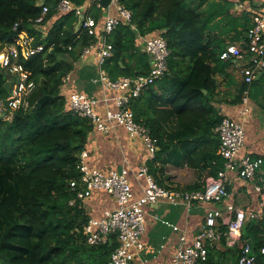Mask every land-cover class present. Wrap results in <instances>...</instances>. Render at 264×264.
<instances>
[{
  "label": "trees",
  "instance_id": "obj_1",
  "mask_svg": "<svg viewBox=\"0 0 264 264\" xmlns=\"http://www.w3.org/2000/svg\"><path fill=\"white\" fill-rule=\"evenodd\" d=\"M61 1L0 0V50L12 44L21 48L23 34L34 36L36 46H44L38 55L22 59L36 84L30 108L14 111L12 121L0 120V264H106L117 247L115 236L105 245L87 243L84 228L91 217L70 187L80 178V158L88 150L94 126L71 111L63 78L95 39L76 30L79 19L74 12H58ZM70 1L77 6L92 3L88 15L102 23L97 1ZM121 4L131 11L132 21L107 36L114 50L103 69L112 81L149 74L151 56L137 46L140 38L162 33L171 50L169 72L133 105L136 121L157 140L150 172L162 185L156 165L174 164L183 156L185 168L216 178L224 169L217 132L224 118L220 105H239L247 89L243 81L234 98L222 95L219 77L233 62L222 60L221 54L229 44L246 40L250 15L237 17L231 12L233 3L211 0H121ZM43 6L49 9L46 21L53 25L45 34L35 26ZM228 26L235 29V36L228 37L224 30ZM15 76L0 67V100L10 96L6 84L17 80ZM251 90L252 101L262 104L264 84L256 79ZM43 97L51 99L34 110ZM254 159L264 170V158ZM203 186L200 182L183 191L204 190ZM243 239H250L260 255L264 224H248ZM220 255L237 264L239 250ZM221 262L210 253L207 264Z\"/></svg>",
  "mask_w": 264,
  "mask_h": 264
},
{
  "label": "built area",
  "instance_id": "obj_2",
  "mask_svg": "<svg viewBox=\"0 0 264 264\" xmlns=\"http://www.w3.org/2000/svg\"><path fill=\"white\" fill-rule=\"evenodd\" d=\"M98 8L106 11L102 23H97L88 15L89 5L77 6L70 0H62L57 10L62 14L74 12L80 20L84 16L82 29L95 41L87 46L82 57L95 53L98 57L100 77L95 82H102L106 90H116L114 98L117 111H107L106 117H101L96 106L98 100L83 93H73L69 97V106L74 114L88 119L94 126V132L108 134L118 127L124 128L130 138L143 142L148 159L153 160L158 151L157 140L148 129L136 121L133 105L143 91L161 80L169 72L171 50L167 39L162 33L145 38V52L151 56V68L148 75L138 77H122L112 81L105 69L108 59L113 56V45L108 43L109 36L120 24L130 23L132 13L121 4V0H111L107 9L103 8L101 0ZM49 9L43 6L42 16L36 21V29L45 34L53 25L46 21ZM19 28L15 26L14 30ZM247 46H228L221 54L224 61H234L241 66V73L247 89L243 93L242 102L238 105L237 117L224 116L217 128L221 144L219 154L224 160V169L218 176L211 177L204 190L172 191L160 186L150 172L148 164H143L136 172L138 180L146 183L144 195L134 198L129 172L126 169L111 170L108 173L94 170L86 160L87 151L81 155L79 162L80 178L72 180L70 187L77 192V198L85 201L95 190L106 191L113 196L118 208L107 210L102 217L90 218L84 228L87 243L90 246L105 245L111 238H117V247L106 264H131L138 254L144 250L142 241L146 229L145 207L165 201L171 205L183 204L188 211L204 202H222L229 198V185L233 182L232 174H236L243 182L253 183L254 191L259 197L258 208H246L229 202L224 208L208 209L204 216L201 229L194 239L189 240L185 230L176 225H170L179 235V245L173 256V264H207L211 249H215L225 241L227 247L239 250L237 264H256L257 256H264V240L260 255L253 251L250 239H243L244 228L252 222L264 224V170L261 162L244 154L246 142V127L253 113L251 86L261 76L264 84V15L255 14L252 27L247 32ZM34 36L21 35V48L17 45H5L0 50V67L17 75V80H10V96L0 100V120L12 121L13 113L19 109H29V98L36 89L34 81L30 80L25 71L22 59H29L44 51V46H36ZM70 50L72 47L69 48ZM71 81V73L63 78V88Z\"/></svg>",
  "mask_w": 264,
  "mask_h": 264
},
{
  "label": "crops",
  "instance_id": "obj_3",
  "mask_svg": "<svg viewBox=\"0 0 264 264\" xmlns=\"http://www.w3.org/2000/svg\"><path fill=\"white\" fill-rule=\"evenodd\" d=\"M211 1L233 3L234 8L231 12L237 17L245 13L250 15L251 19L255 14L264 15V0ZM88 5V11H90L92 3ZM106 13L103 10L102 18L106 16ZM225 29H227L228 37L236 35L234 28L228 26ZM244 42H247V39L234 44L241 46ZM145 43V38H140L137 42V46L142 52H145ZM243 65L244 63H241L240 66H237L233 61V64L231 63L227 68L226 75L219 77L223 96L226 94L230 99L236 95L238 85L244 81L241 73V66ZM100 70L101 67L95 53L82 57L75 63L74 70L71 72V81L63 89V92L69 97L73 93H83L98 100L96 110L101 117H106L107 111H117L114 98L118 92L116 90H106L102 82H95L100 77ZM257 80L263 83L261 78ZM252 103L253 113L247 123L243 153L250 155L252 158H264V102L258 104L252 101ZM237 109L238 105H220V110L224 116L228 115L236 118ZM87 152L89 156L86 162L91 169L105 173L111 170L121 171L126 169L129 172L128 178L134 192V198L137 200L144 195L143 190L146 183L142 179L138 180L135 174L143 164L149 166L153 160L148 159L147 150L141 140L130 138L128 132L122 127H118L108 134L93 132ZM179 160L175 161V163L179 161V165L174 163L163 166L161 162L160 165H156L157 175L162 181V185H159L172 191H183L191 188L196 183L204 182L202 189H205L211 176H208L205 171L185 168L183 156ZM232 179L233 182L228 187L229 198L222 202H204L193 207L190 211L183 204L175 206L165 201L147 205L145 207L146 229L142 236L145 248L131 264H173V256L179 245V235L174 232L170 225H176L185 230L187 238L192 240L201 229L208 209L224 208V205L229 202H235L243 207L249 205L251 208H258L259 197L254 191L253 183L243 182L236 178V174H232ZM83 206L91 218L102 217L105 211L118 208L113 196L106 191L99 190H95L90 198L83 201ZM226 245L224 241L215 249H211L210 253L215 255L218 261L223 260V264H232V262H228L227 257L220 255L228 249H236Z\"/></svg>",
  "mask_w": 264,
  "mask_h": 264
},
{
  "label": "water",
  "instance_id": "obj_4",
  "mask_svg": "<svg viewBox=\"0 0 264 264\" xmlns=\"http://www.w3.org/2000/svg\"><path fill=\"white\" fill-rule=\"evenodd\" d=\"M110 1L111 0H101V4L103 5L104 8L107 9L108 6H109ZM84 19H85L84 16H82L81 19L79 20V24H78L77 29H76L77 31H79L80 29H82ZM248 37H249V34L246 33L245 38L248 39ZM246 46H247L246 42H244V43L241 44V47L243 49H245ZM260 78H261V76H258L257 79H260ZM10 85H11L10 83H7L6 84V88H7L8 92H10ZM49 99H51V98L50 97H43L42 99H40L38 101V103L35 105L34 110H37L38 108H40ZM256 264H264V258L262 256H257L256 257Z\"/></svg>",
  "mask_w": 264,
  "mask_h": 264
},
{
  "label": "rangeland",
  "instance_id": "obj_5",
  "mask_svg": "<svg viewBox=\"0 0 264 264\" xmlns=\"http://www.w3.org/2000/svg\"><path fill=\"white\" fill-rule=\"evenodd\" d=\"M15 77H17V76H15ZM13 79H16V78H13Z\"/></svg>",
  "mask_w": 264,
  "mask_h": 264
}]
</instances>
